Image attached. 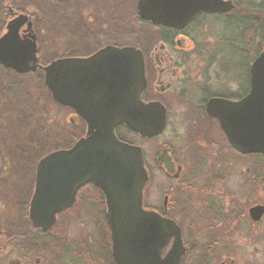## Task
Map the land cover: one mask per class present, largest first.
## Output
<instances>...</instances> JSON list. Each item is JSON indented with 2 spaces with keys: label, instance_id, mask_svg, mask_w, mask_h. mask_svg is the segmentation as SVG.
<instances>
[{
  "label": "flooded vegetation",
  "instance_id": "1",
  "mask_svg": "<svg viewBox=\"0 0 264 264\" xmlns=\"http://www.w3.org/2000/svg\"><path fill=\"white\" fill-rule=\"evenodd\" d=\"M230 1L234 6L229 11L203 10L190 22L173 26L140 19L137 0L134 3V17L148 33L143 47L132 45L140 50L142 65L139 100L144 107L138 108L141 127L136 130L121 122L112 130L118 141L141 152L142 210L173 221V237L160 253L163 257L173 240V264H264V197L259 199L264 191V166H258L257 161L264 159V153L237 150L227 137L221 117L213 112L215 105L220 112L222 101H239L251 90V62L264 53V18L258 17L260 9L264 10V3L261 8L258 3L264 0L255 1L252 8L253 54L248 67L241 65L238 53L239 59L232 61L220 50L195 51L193 42V27L199 19L226 20L225 15L235 9ZM19 15L27 19L17 30V42L32 45L35 61L28 65H35V69L18 72L0 61V71L38 82L54 102L69 110L64 120L82 124L83 131L68 146L52 149L31 164L32 175L22 201L3 193L2 183L8 182L13 191L18 185L12 177L14 163L3 161L0 155V264H65L67 254L74 256L66 246V227L83 213H96L93 202L97 192L103 202L104 219L107 206L104 191L91 180L79 186L69 203L55 210L48 223L31 218L39 161L52 152L72 148L86 136L88 128L89 114L56 101L51 85L67 81L69 86L76 84L85 92L91 76L96 73L101 79L103 69H98L97 63L104 57L101 49L110 44L47 60L43 55L49 48L40 36L42 29L33 12L19 8L17 0H0V37ZM135 138L142 144H135ZM156 191L159 196L153 202L150 195ZM83 203L88 204L86 210H82ZM256 205L263 206L258 218L250 211ZM244 244L250 259L242 261Z\"/></svg>",
  "mask_w": 264,
  "mask_h": 264
},
{
  "label": "water",
  "instance_id": "2",
  "mask_svg": "<svg viewBox=\"0 0 264 264\" xmlns=\"http://www.w3.org/2000/svg\"><path fill=\"white\" fill-rule=\"evenodd\" d=\"M233 6L230 0H137L136 11L142 20L173 26L190 22L203 10L229 11ZM25 19L24 15L13 19L0 37V61L18 72L35 69V65H28L35 61L32 45L17 42V30ZM101 51L104 57L97 63V68L103 69L101 79L96 73L89 77L92 81L85 92L67 81L51 85L56 101L89 114L88 128L86 136L72 148L52 152L39 161L31 218L48 223L79 186L94 180L106 195L105 220L114 264H173V240L168 252L160 256L173 237V221L142 210L141 152L118 141L112 130L121 122L136 130L141 127L140 50L132 45H107ZM249 73V93L236 102L222 101V111L215 105L213 112L221 117L227 137L237 150L264 153L263 52L251 62ZM250 211L258 218L263 206H253Z\"/></svg>",
  "mask_w": 264,
  "mask_h": 264
},
{
  "label": "rangeland",
  "instance_id": "3",
  "mask_svg": "<svg viewBox=\"0 0 264 264\" xmlns=\"http://www.w3.org/2000/svg\"><path fill=\"white\" fill-rule=\"evenodd\" d=\"M246 1L239 0L242 6L239 10L247 8L244 6ZM113 2L117 3L116 7ZM134 2L69 0L67 3L55 4L48 0H34L31 4L30 0H17V6L33 12L38 28L42 29L40 36L45 41L43 44L49 48L43 56L49 60L54 56L91 51L104 44L143 47L148 38L147 29L140 26L135 17H124L133 13ZM260 12H256V15L264 18V10L260 9ZM235 14L232 11L229 16ZM193 28L195 51L220 50L231 56L232 61L239 59L238 55L231 52L229 41L223 38L224 35L234 33L233 24L223 18L206 17L199 19ZM233 44L241 48L240 41ZM251 45L252 30L249 45L244 52V55L250 56V60L253 54ZM67 115L69 110L54 102L38 82L6 70L0 71V155L3 161L14 163L12 177L18 185L17 190L13 191L8 182L2 183L3 193L22 201L32 175L31 164L52 149L68 146L82 134V124L71 123L68 118L64 120ZM133 142L142 144L136 138ZM257 161L258 166H264V159L258 158ZM150 196L154 202L159 194L157 191L151 192ZM262 197L264 191L259 194V199ZM93 204L96 213H83L66 227V246L74 251V256L67 254L65 264H106L100 234V227H104L101 222L103 202L98 192ZM87 206L83 203L82 210H86ZM246 245L241 247L242 261L250 259Z\"/></svg>",
  "mask_w": 264,
  "mask_h": 264
},
{
  "label": "trees",
  "instance_id": "4",
  "mask_svg": "<svg viewBox=\"0 0 264 264\" xmlns=\"http://www.w3.org/2000/svg\"><path fill=\"white\" fill-rule=\"evenodd\" d=\"M135 3V2H134ZM233 3L235 4V9L233 11H235V15L229 16V15H225V21L229 24H233L234 25V33L233 34H228V35H224L225 37H223L224 39H226L228 42V46H231V52L235 53V54H239L241 57V65L244 67H248V63L250 60V56L248 55H244L245 49L247 48V46L249 45V41H250V36H251V28H252V21H253V14H252V8L255 6L254 5V1L253 0H247L245 2V7L244 9H240L242 6L239 4V0H233ZM264 2L262 3H258V6L261 7L263 5ZM113 5H117L116 2H113ZM114 7V10H115ZM113 10V11H114ZM135 16L134 11L133 13H128L127 16L124 15V17L127 19H131ZM223 36V35H222ZM240 41L241 42V48L234 46V42L235 41ZM232 41V43L230 42ZM237 61V60H236ZM100 194V192H98ZM101 197V195H100ZM101 222L102 224H104V227H100V234H101V238H102V242H101V248L103 249V259L106 261V264H114L113 258H112V254H111V242H110V234H109V229L108 227L105 225V219L104 217L101 216Z\"/></svg>",
  "mask_w": 264,
  "mask_h": 264
}]
</instances>
